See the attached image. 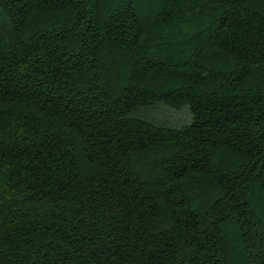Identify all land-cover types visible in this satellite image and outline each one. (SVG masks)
Instances as JSON below:
<instances>
[{"label": "trees", "instance_id": "obj_1", "mask_svg": "<svg viewBox=\"0 0 264 264\" xmlns=\"http://www.w3.org/2000/svg\"><path fill=\"white\" fill-rule=\"evenodd\" d=\"M0 264H264V0H0Z\"/></svg>", "mask_w": 264, "mask_h": 264}, {"label": "rangeland", "instance_id": "obj_2", "mask_svg": "<svg viewBox=\"0 0 264 264\" xmlns=\"http://www.w3.org/2000/svg\"><path fill=\"white\" fill-rule=\"evenodd\" d=\"M166 109L165 108H156V109H149L148 110V112H149V114L151 115V116H155L156 117V119H164V120H168L167 118H172V116L173 115H176V113L175 114H172V115H170L169 113L168 114H166ZM164 114H163V113ZM178 113V112H177ZM171 116V117H170Z\"/></svg>", "mask_w": 264, "mask_h": 264}]
</instances>
